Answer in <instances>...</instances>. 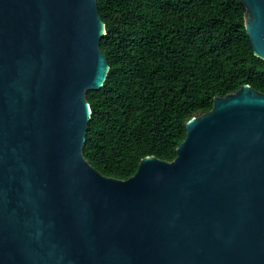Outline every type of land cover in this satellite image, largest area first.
Wrapping results in <instances>:
<instances>
[{
    "label": "water",
    "instance_id": "water-1",
    "mask_svg": "<svg viewBox=\"0 0 264 264\" xmlns=\"http://www.w3.org/2000/svg\"><path fill=\"white\" fill-rule=\"evenodd\" d=\"M264 60V0H241ZM97 0H0V264H264V93L186 123L127 180L84 156L109 61Z\"/></svg>",
    "mask_w": 264,
    "mask_h": 264
},
{
    "label": "trees",
    "instance_id": "trees-1",
    "mask_svg": "<svg viewBox=\"0 0 264 264\" xmlns=\"http://www.w3.org/2000/svg\"><path fill=\"white\" fill-rule=\"evenodd\" d=\"M97 1L110 71L87 94L84 156L103 175L127 180L147 156L174 160L186 123L216 97L245 84L264 93L241 0Z\"/></svg>",
    "mask_w": 264,
    "mask_h": 264
}]
</instances>
